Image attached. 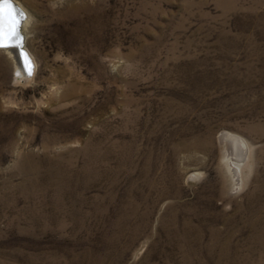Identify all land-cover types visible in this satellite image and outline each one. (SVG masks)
Masks as SVG:
<instances>
[{
	"label": "rangeland",
	"instance_id": "rangeland-1",
	"mask_svg": "<svg viewBox=\"0 0 264 264\" xmlns=\"http://www.w3.org/2000/svg\"><path fill=\"white\" fill-rule=\"evenodd\" d=\"M14 1L0 264H264V0Z\"/></svg>",
	"mask_w": 264,
	"mask_h": 264
},
{
	"label": "water",
	"instance_id": "water-1",
	"mask_svg": "<svg viewBox=\"0 0 264 264\" xmlns=\"http://www.w3.org/2000/svg\"><path fill=\"white\" fill-rule=\"evenodd\" d=\"M17 6L20 10H22L14 0H12L11 7H9V5H7V4L4 5L5 17H6V19H9L12 21L13 31L8 32L7 31V24L5 25L6 33H5L4 45H3V47H0V48H15V53L17 55L20 54L26 60L25 64L29 67L28 74H31L32 69H33V65H32V62L29 58V52L27 51V49L25 47V36L21 30L25 15H24L23 11H22V13H23L22 16H20L16 12L12 11V9L17 8ZM15 34H19L21 36V39H19V40L14 39Z\"/></svg>",
	"mask_w": 264,
	"mask_h": 264
},
{
	"label": "bare ground",
	"instance_id": "bare-ground-1",
	"mask_svg": "<svg viewBox=\"0 0 264 264\" xmlns=\"http://www.w3.org/2000/svg\"><path fill=\"white\" fill-rule=\"evenodd\" d=\"M23 11H26L25 9H23ZM27 13V12H26ZM27 19V18H26ZM24 24V23H23ZM22 33L24 34V30H23V26H22ZM11 56L13 57V59L16 61V65H17V73L19 77H25V78H29L31 77V74L34 72V66L32 69L31 74H28L29 72V67L25 64L26 60L24 59V57H22L20 54L17 55L15 53V48H7L6 49ZM29 58L32 62V65H34V61L31 55H29ZM226 139L228 140L231 149L233 151V156L236 157L237 159H242L243 155H244V149H243V141L241 140V138L239 139V137L232 135V134H226Z\"/></svg>",
	"mask_w": 264,
	"mask_h": 264
},
{
	"label": "snow or ice",
	"instance_id": "snow-or-ice-1",
	"mask_svg": "<svg viewBox=\"0 0 264 264\" xmlns=\"http://www.w3.org/2000/svg\"><path fill=\"white\" fill-rule=\"evenodd\" d=\"M12 0H0V47H3L4 45V39H5V33L6 28L5 25L7 24V31L12 32L13 26L12 21L9 19H6L4 14V5L7 4L9 7H11ZM13 12L18 13L20 16L23 15L22 10H20L17 6V8L12 9ZM14 39L19 40L21 39V36L19 34L14 35Z\"/></svg>",
	"mask_w": 264,
	"mask_h": 264
}]
</instances>
